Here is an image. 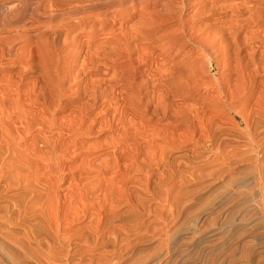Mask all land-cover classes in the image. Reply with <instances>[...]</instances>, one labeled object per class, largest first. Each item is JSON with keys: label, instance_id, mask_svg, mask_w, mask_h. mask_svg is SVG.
Masks as SVG:
<instances>
[{"label": "bare ground", "instance_id": "6f19581e", "mask_svg": "<svg viewBox=\"0 0 264 264\" xmlns=\"http://www.w3.org/2000/svg\"><path fill=\"white\" fill-rule=\"evenodd\" d=\"M162 1L0 0V142L10 155L0 159V184L22 186L34 201L23 211L38 204L45 217L36 225L40 232L29 227L20 234L2 232L0 256L10 264H82L67 260L68 248L84 236L92 250L98 247L100 226L125 198L124 185L148 190L156 184L153 175L162 180L165 169L176 185L184 140L207 139L209 125L220 121L230 102L246 112L264 107V39L259 38L264 18L257 14L264 2L242 0L228 7L229 18L216 31L227 48L224 55L232 58L224 80L229 93L220 96L223 80L211 81L217 94L208 99L191 94L198 74L195 63L180 57L185 28L168 31V38L155 32L157 17L177 15L178 22L191 4L178 1L175 11L164 2L149 10ZM249 40L254 48L242 54L241 64L236 44ZM158 141L171 146L170 152ZM22 218L14 224L27 226ZM83 222L85 233L77 227ZM38 233L46 245H31ZM262 237L249 235L257 242ZM145 250L142 240L121 257L110 254L83 264H126Z\"/></svg>", "mask_w": 264, "mask_h": 264}, {"label": "rangeland", "instance_id": "374dc122", "mask_svg": "<svg viewBox=\"0 0 264 264\" xmlns=\"http://www.w3.org/2000/svg\"><path fill=\"white\" fill-rule=\"evenodd\" d=\"M178 1L182 2L164 0L161 2L162 5L150 7L149 10L161 9L164 2H169V6L174 5L170 8L176 11L179 10ZM239 1L242 2V0H184V4L190 3L192 6L201 2V6H189L186 14L178 22L177 15L166 18L160 16L155 19L157 35L167 34L168 38L169 33L176 28L180 29L181 26L185 28V38L181 41L185 47L180 57L185 60L189 58L190 63L196 64L193 69L198 74L194 72L198 81L191 92L194 97L206 96L205 98L211 99L212 95L214 98L217 93L212 92L213 87L208 86L211 81L214 83L223 80L218 92L222 97L224 93H229L228 88L226 89L229 85L224 80L228 77L232 58L224 55L227 48L225 43L223 45L220 43L222 40L221 37L218 38L220 35L216 28L229 18L228 7ZM99 9L102 11L106 8ZM260 10L257 9V14L264 18V10L262 8ZM133 20L135 21L132 19L123 22L122 26H129ZM173 20L174 22H171ZM262 33L264 32L260 31V35ZM46 35L51 36V33L48 32ZM263 35L259 37L262 40ZM188 36L189 38L194 36L197 41L194 37L191 38L192 42L187 41ZM60 39L62 42L63 36ZM239 43L240 41L236 44L239 50L237 54L242 64L244 63L242 54L247 55L251 52L254 42L249 40L247 46L242 41L241 44L244 45ZM262 45L260 42V49L264 46ZM174 51L166 54L168 60L172 58ZM231 103L226 107L223 117H219L221 123L218 120L211 122L207 139L197 143L186 139L180 144L178 147L180 177L179 180L177 177L176 185H172L171 179H167L168 169L164 170L165 177L162 180L157 177L158 175H153L151 179L156 184L148 185V190H144L143 185H134L132 182L124 185L123 188L127 189L125 198L119 206L110 212L107 211L109 213L106 212L104 223L100 226L98 247L92 250V243L86 242L84 236L79 243L68 248L72 255H69L67 260L70 263L80 261L83 264L91 260H106L110 254L121 257L132 248H137L138 242L143 240L146 242L145 253L136 251L134 259L126 264H264V237L260 243L249 238L252 233L264 236V107L262 110L259 108L246 112L240 111ZM245 117L247 122L244 120ZM154 122L155 118L151 120V124ZM163 122L165 121H160V124ZM157 143L163 145L166 152H170L171 146L161 141ZM0 145L2 157L0 159L6 157L9 159L10 155L3 150L5 142ZM2 184H0V240L2 232L12 231L20 234L24 232L23 229L28 230V227L29 230L40 232L36 225L45 217L43 218L41 216L43 214H39L36 209L38 204L35 212L27 210L24 212L23 209L34 202L29 197L30 194L22 186L13 185L7 189ZM62 192L67 193L66 190ZM25 194L27 204L24 203L26 198L23 199L22 196ZM21 218L26 221L27 226L24 225L26 228L22 224H14ZM85 223L77 226L83 233L87 229ZM42 234L38 233L39 237L31 241L32 246H38L39 242L41 245L47 244L46 240L41 239ZM61 247L65 249L67 246ZM72 250L78 252H74L73 255ZM3 257L0 256V264H10L7 258Z\"/></svg>", "mask_w": 264, "mask_h": 264}]
</instances>
